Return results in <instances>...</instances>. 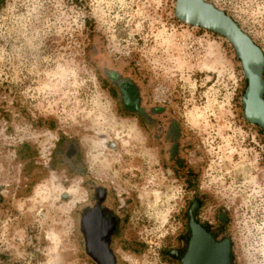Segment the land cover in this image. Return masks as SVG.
<instances>
[{
	"label": "rangeland",
	"instance_id": "374dc122",
	"mask_svg": "<svg viewBox=\"0 0 264 264\" xmlns=\"http://www.w3.org/2000/svg\"><path fill=\"white\" fill-rule=\"evenodd\" d=\"M206 1L264 52V0ZM176 3L0 0V264H97L79 223L86 178L117 199L121 264H182L170 251L184 244L198 194L209 219L228 213L237 264H264V129L244 115L242 61L226 36L180 20ZM94 45L139 76L148 105L182 122L198 177L175 170L120 105ZM116 116L144 132L148 159L113 130Z\"/></svg>",
	"mask_w": 264,
	"mask_h": 264
},
{
	"label": "flooded vegetation",
	"instance_id": "af4514ba",
	"mask_svg": "<svg viewBox=\"0 0 264 264\" xmlns=\"http://www.w3.org/2000/svg\"><path fill=\"white\" fill-rule=\"evenodd\" d=\"M115 77L111 82L114 92L121 101L132 107L145 109L146 119H143L151 137L162 142L161 152L174 166L175 170L186 175L187 178L198 177L201 168L193 165L190 158L192 139L184 130L183 124L170 111L161 105L149 106L141 84V79L134 72H129L125 63L114 67ZM105 75V71L103 70ZM126 90L128 93H126ZM128 95L129 98L126 96ZM86 198L80 208V230L83 238L84 250L97 264H121L117 254V240L121 234L124 222L117 199L113 195L110 185L86 178ZM207 195H197L187 211V235L182 237V244L177 250L184 253L188 248V241L193 238L191 233V210L196 203L192 216L196 230L209 234L216 242L223 241L226 236L228 213L220 210L214 220L209 219L201 211ZM195 227V226H194ZM193 228V227H192Z\"/></svg>",
	"mask_w": 264,
	"mask_h": 264
},
{
	"label": "water",
	"instance_id": "95a60500",
	"mask_svg": "<svg viewBox=\"0 0 264 264\" xmlns=\"http://www.w3.org/2000/svg\"><path fill=\"white\" fill-rule=\"evenodd\" d=\"M176 15L180 20L190 25L220 33L233 43L248 79V85L242 98L245 118L264 129L263 49L241 28L233 17L206 0H177ZM92 56L101 64L105 71V77L113 82L114 67L111 59L103 55L101 46H93ZM126 96L129 98L128 95ZM119 103L125 109L134 112L142 119H146L145 109L132 107L126 104L123 98L121 101L119 100ZM149 106H154V104H149ZM196 205L195 203L191 210L190 230L193 233V238L187 242L189 246L184 253L172 249L170 251L171 256L180 260L182 264H237L231 236H227L221 242H216L209 234L198 232V228L196 230L198 226L192 216Z\"/></svg>",
	"mask_w": 264,
	"mask_h": 264
},
{
	"label": "bare ground",
	"instance_id": "6f19581e",
	"mask_svg": "<svg viewBox=\"0 0 264 264\" xmlns=\"http://www.w3.org/2000/svg\"><path fill=\"white\" fill-rule=\"evenodd\" d=\"M111 127L116 132H124L127 136V141L134 142L142 147L146 159L149 158L150 149L148 147V142L144 132L136 125L135 122H132L130 118L127 117H113ZM128 146V144H126ZM118 146L122 148L123 154H129L133 157L132 153L129 151L128 147L124 144L119 143ZM128 155V156H129ZM136 157V156H135ZM64 257H60L55 260L54 264H62Z\"/></svg>",
	"mask_w": 264,
	"mask_h": 264
}]
</instances>
